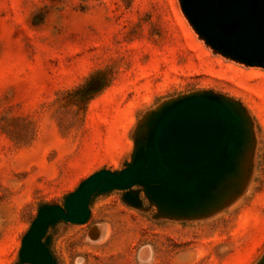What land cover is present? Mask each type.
Masks as SVG:
<instances>
[{"label": "rangeland", "instance_id": "374dc122", "mask_svg": "<svg viewBox=\"0 0 264 264\" xmlns=\"http://www.w3.org/2000/svg\"><path fill=\"white\" fill-rule=\"evenodd\" d=\"M202 92L250 119L240 191L180 219L138 187V208L125 191L98 196L85 224L48 230L57 264H261L264 68L214 52L178 0H0V264L17 263L39 206L62 207L91 174L121 170L151 112Z\"/></svg>", "mask_w": 264, "mask_h": 264}, {"label": "water", "instance_id": "95a60500", "mask_svg": "<svg viewBox=\"0 0 264 264\" xmlns=\"http://www.w3.org/2000/svg\"><path fill=\"white\" fill-rule=\"evenodd\" d=\"M178 1L193 31L214 52L264 68V0ZM251 140L250 119L236 101L202 92L162 105L137 131L130 161L121 170L91 174L62 207H38L15 264H57L48 230L61 222L85 224L92 200L112 191H125L123 201L138 208L139 192L132 190L138 187L168 218L200 217L221 208L240 191ZM99 227L89 230V240H98Z\"/></svg>", "mask_w": 264, "mask_h": 264}, {"label": "trees", "instance_id": "16d2710c", "mask_svg": "<svg viewBox=\"0 0 264 264\" xmlns=\"http://www.w3.org/2000/svg\"><path fill=\"white\" fill-rule=\"evenodd\" d=\"M81 1L85 2V1H87V0H81Z\"/></svg>", "mask_w": 264, "mask_h": 264}, {"label": "bare ground", "instance_id": "6f19581e", "mask_svg": "<svg viewBox=\"0 0 264 264\" xmlns=\"http://www.w3.org/2000/svg\"><path fill=\"white\" fill-rule=\"evenodd\" d=\"M99 240V239H98ZM101 240V239H100Z\"/></svg>", "mask_w": 264, "mask_h": 264}]
</instances>
